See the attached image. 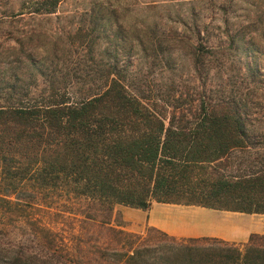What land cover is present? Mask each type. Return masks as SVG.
Here are the masks:
<instances>
[{
  "label": "trees",
  "instance_id": "16d2710c",
  "mask_svg": "<svg viewBox=\"0 0 264 264\" xmlns=\"http://www.w3.org/2000/svg\"><path fill=\"white\" fill-rule=\"evenodd\" d=\"M60 1L0 14V264H264V233L177 236L113 217L152 201L264 213V104L223 81L263 84L264 0H183L131 25L128 1L181 0H90L73 29L14 28ZM64 46L73 67L47 71ZM136 53L169 74L147 96L126 81ZM182 70L190 92L174 87Z\"/></svg>",
  "mask_w": 264,
  "mask_h": 264
},
{
  "label": "rangeland",
  "instance_id": "374dc122",
  "mask_svg": "<svg viewBox=\"0 0 264 264\" xmlns=\"http://www.w3.org/2000/svg\"><path fill=\"white\" fill-rule=\"evenodd\" d=\"M18 1L20 0H0V14L6 11V7L9 3H17ZM89 1L90 0H61L55 7V11L49 15L48 19L43 18L39 21L37 19L18 21L14 28H25L34 22L42 28H49L51 31L61 32L73 29V27L76 26L79 11L87 7ZM130 2L131 1H128L126 4H123L125 10H121L122 15H125L126 21H129V25L134 22L148 24L154 19L163 20L167 12L172 13L174 9L185 12L190 6V3L184 2L183 0L158 3L155 7H146L143 3L139 2V5H136L132 11ZM2 28L3 23L0 22V33L2 32ZM68 50L69 48L66 46L62 47L61 51L58 50L57 56L52 60L51 64L49 62V69H47V71L54 68L55 71L59 70L62 72L73 67L74 56L73 53H70ZM49 57L50 56H48V60ZM145 59L146 61L152 60V58H148L147 56L143 58L141 53H136L135 59H132L131 66H129L130 71L126 76V81H143L139 84L140 93L141 95L147 96L148 92L146 88L151 87V82L147 81H153L152 83L158 84L160 81H169V74L164 69L159 70L156 64L151 65L150 63H145ZM260 70H264V60L261 61ZM10 71L8 64L0 63V78L8 77ZM183 71L184 70L180 72L181 74L179 73V77L175 78L174 76L173 81H177L178 85H174V87L175 89H179L182 93L186 91L190 92V81L192 80L188 79ZM213 73L214 78L210 83L212 89H217L220 87L218 84L222 82L220 78L216 77L220 72L215 69ZM223 81H235L232 87L229 84H226L225 87H231V90L234 88L241 90L245 95L247 105L250 104L249 100L252 99H257L261 104H264V80L262 81L263 84H260L261 81H257L254 84L256 86H253L248 77H244L243 74L242 76L237 74L229 80L223 78ZM260 87H263L262 92L257 91ZM257 93H259L258 97L254 98ZM186 96L187 94H183V99ZM151 203L156 205L155 218L162 221L161 225L165 227L167 232L177 236L213 235L233 241H244L251 232L264 233V213L209 208L193 204L168 202L157 204L155 201ZM113 209L114 219L121 221L125 229L139 231L147 225H150L147 224L144 214H141L142 210L145 211L146 209L135 208L123 204H115Z\"/></svg>",
  "mask_w": 264,
  "mask_h": 264
},
{
  "label": "crops",
  "instance_id": "0c3cea01",
  "mask_svg": "<svg viewBox=\"0 0 264 264\" xmlns=\"http://www.w3.org/2000/svg\"><path fill=\"white\" fill-rule=\"evenodd\" d=\"M156 202V201H155ZM157 204H160V203H165V202H156ZM167 203V202H166ZM155 208H156V205L151 203L150 206L144 211L142 210V213L141 214H144V216L146 217V222L147 224H150V225H153V226H156L162 230H165V227H163L161 225V220L160 219H156L155 218ZM144 212V213H143ZM146 214V215H145ZM166 231V230H165Z\"/></svg>",
  "mask_w": 264,
  "mask_h": 264
}]
</instances>
